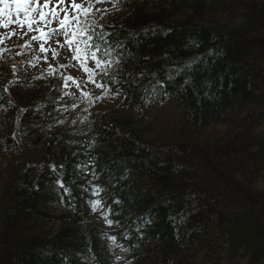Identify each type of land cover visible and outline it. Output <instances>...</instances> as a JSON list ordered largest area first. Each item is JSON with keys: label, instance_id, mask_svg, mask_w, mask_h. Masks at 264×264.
<instances>
[{"label": "trees", "instance_id": "1", "mask_svg": "<svg viewBox=\"0 0 264 264\" xmlns=\"http://www.w3.org/2000/svg\"><path fill=\"white\" fill-rule=\"evenodd\" d=\"M85 24L116 61L89 109L62 62L0 57V264H264V0H116Z\"/></svg>", "mask_w": 264, "mask_h": 264}, {"label": "snow or ice", "instance_id": "2", "mask_svg": "<svg viewBox=\"0 0 264 264\" xmlns=\"http://www.w3.org/2000/svg\"><path fill=\"white\" fill-rule=\"evenodd\" d=\"M105 2V0H95V3ZM50 0H44V3L41 4L39 0H0V27L8 28L12 24H17L21 28L25 25L27 26L28 32H37L38 35L31 36V41H42L40 43V51L45 53L44 60L48 62L47 52L49 49L45 48V44L48 43L52 36H63L64 44H61L59 41H56L58 48H63L65 45L68 47L69 51L74 52L72 59L77 62L79 68L82 69L88 77V83L94 84L96 87L104 89L111 87L115 84V81H111L106 84L104 82V76L106 72L99 71L102 64H108L109 61L102 59L98 56L100 52V46L96 41L104 40L105 37L103 34L99 36L94 35L91 31V27L86 25L83 17H86L90 14L89 9L94 7V4H89L87 7L77 4L75 0H71L70 4H64L63 0H57V3L53 7H49ZM71 9V13L69 11ZM98 11H104L102 9ZM63 13V15H61ZM21 14H23L24 19H21ZM13 16L16 17L13 20ZM38 17V19H37ZM57 23L58 27L52 29L51 31H46L45 28L51 23ZM34 25L36 26L34 28ZM27 35V32L22 33ZM17 35L15 31H12L6 36H0V44L4 43L5 40L11 39V36ZM81 45H83V55H81ZM28 46V45H26ZM52 58L56 59L58 52L56 49H51ZM91 60L95 64V68L88 67V61ZM62 68L75 67L74 65H61ZM56 68L49 64L48 73L49 75L56 74ZM61 78L64 81V87H70L72 84H75L77 89L82 90V84L84 81H77L71 75L60 74ZM99 77V78H98ZM120 88L115 89L114 94H119ZM66 95L73 96V93H65ZM86 97H91L90 93H82ZM103 97H96V100L102 99ZM89 103L93 104L94 100L89 99ZM78 105L73 104L72 107H77ZM83 167H87L84 165ZM55 170V169H53ZM94 175V173H92ZM61 188H64L63 182H58ZM87 190V189H86ZM92 191L95 195H99L100 188L93 186ZM64 192L70 195L69 190L64 188ZM118 203V202H117ZM102 206L101 200H95L92 202V210L95 211L97 206ZM106 222L111 225L114 223L112 220H107V214H105ZM115 240V237H113Z\"/></svg>", "mask_w": 264, "mask_h": 264}, {"label": "rangeland", "instance_id": "3", "mask_svg": "<svg viewBox=\"0 0 264 264\" xmlns=\"http://www.w3.org/2000/svg\"><path fill=\"white\" fill-rule=\"evenodd\" d=\"M77 4H81L82 5L83 4V0H79V2ZM14 39L11 40L10 43H12L14 41ZM24 46L25 45L23 43L22 44L20 43V44L12 45L10 47L11 54L13 56L16 55L17 57H19L21 54L19 52H17L16 50L19 49V48H22ZM70 55H72V54L69 53L68 49L61 48V49H59V54H58L57 58L54 59V61H62L63 59L69 60L68 61V64L69 65H74L75 67H68V69L66 70L67 71V75H71V76H73L76 79V78H78L80 76V74H81L82 71L76 66V64L74 63V61L71 60L72 58L70 57ZM69 84L71 85L72 82H69ZM69 88L70 87H67V88L65 87V90H68ZM165 111H168V113H169V112L172 111V109L167 108ZM160 116H162L165 120H168V115L167 114L160 113L159 119L161 120V117ZM144 121H146V120H144ZM153 125L159 127L157 124H153ZM157 127H154V128H157ZM154 128H152V129H154ZM0 175H1V171H0Z\"/></svg>", "mask_w": 264, "mask_h": 264}]
</instances>
